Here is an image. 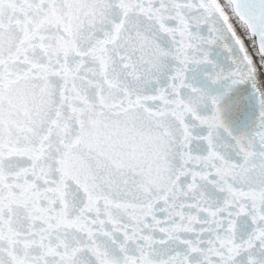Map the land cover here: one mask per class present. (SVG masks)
<instances>
[{
  "label": "snow or ice",
  "instance_id": "6c2138e0",
  "mask_svg": "<svg viewBox=\"0 0 264 264\" xmlns=\"http://www.w3.org/2000/svg\"><path fill=\"white\" fill-rule=\"evenodd\" d=\"M0 264H264V0H0Z\"/></svg>",
  "mask_w": 264,
  "mask_h": 264
}]
</instances>
